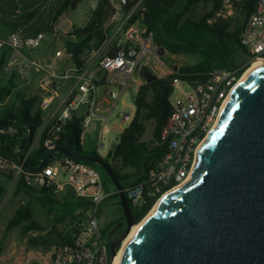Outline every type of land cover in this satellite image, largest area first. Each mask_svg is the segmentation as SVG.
Here are the masks:
<instances>
[{"label": "built area", "instance_id": "built-area-1", "mask_svg": "<svg viewBox=\"0 0 264 264\" xmlns=\"http://www.w3.org/2000/svg\"><path fill=\"white\" fill-rule=\"evenodd\" d=\"M241 1L220 0L210 21L234 18ZM125 2L112 0V15L104 23V28L109 30L108 38L100 49L90 51L82 68L76 67L69 53L72 66L61 67L53 60H38L35 55L42 46L44 31L25 34L19 28L0 36V53L6 52L2 72L28 83L37 76L35 89L40 94L37 106L42 110L43 122L30 149L43 136L45 147L54 156L51 163L33 169L24 168L26 153L20 164H14L16 171L24 173L29 185L46 186L55 193L70 189L75 196L91 201L90 214L76 224L72 241L54 245L51 264H113L107 245L109 241L101 232L99 214L103 202L117 190H111L102 181L94 164L97 162L76 159L73 155L58 156L56 142L64 126L74 117L82 118V141L86 138V127L96 119L99 125L103 123L96 126L99 131L96 146L105 148L106 134L110 131L108 121L125 88L131 85L139 88L145 80V68L160 75L157 56L163 48L155 45L152 32L140 19L131 21L140 1L130 9L126 8ZM50 18L53 21L54 14ZM240 40L250 57V65L255 59L264 58V0H256ZM62 55L63 51L57 49L56 58ZM246 70L238 74L237 69L218 68L210 71L203 81H190L180 75L172 79L173 88H180L181 96L171 102L170 116L160 132L158 141L165 146V152L143 178L124 188L132 206L140 209L153 198H157L156 203L167 190L190 179L201 146L218 127L222 111ZM182 83L187 87H182ZM99 88L102 89L99 91ZM133 116L134 113L124 112L121 119L130 122ZM1 131L14 133L16 130L9 125ZM0 165L3 166L1 159Z\"/></svg>", "mask_w": 264, "mask_h": 264}, {"label": "trees", "instance_id": "trees-1", "mask_svg": "<svg viewBox=\"0 0 264 264\" xmlns=\"http://www.w3.org/2000/svg\"><path fill=\"white\" fill-rule=\"evenodd\" d=\"M42 1L33 0L27 5L24 4L22 8L15 7L11 11L5 10L0 0V26L6 25L9 32L21 28L25 34L52 31L55 21L61 14L69 8L75 9L82 0H60L48 9L49 11L40 9ZM139 1L140 6L131 21L140 19L142 25L152 32L154 43L167 52L193 54L197 55L198 59L194 63L179 65L166 77H158L150 82L144 80L134 99L133 119L121 132L110 158L107 155L102 156L97 151L91 153L85 148L81 139L82 118L79 117H74L64 126L56 142L58 156L70 153L94 154L104 159L117 174L124 188L131 182L143 178L165 152V146L158 139L172 110L170 96L174 89L172 86L174 77L180 75L190 81H203L208 78L210 71L218 68L237 69L238 74H242L250 66V57L241 44L240 36L244 23L256 3V0H242L234 18L216 19L211 22L210 19L220 5V0H126L124 4L130 9ZM200 4L203 8L201 11L198 10ZM113 9L112 0H98L87 22L80 26L73 25L67 32V35L72 37L66 39L65 50L71 54L77 68H82L90 51L100 49L108 38L109 30L104 28V23L110 19ZM52 14L54 20L51 22ZM5 60L6 52L0 53V72ZM13 78L14 75H11L8 82L14 84ZM10 92L9 84L0 88L2 96ZM39 99L40 94L36 89L32 93L20 90L14 101L0 108V159L3 165H0V175L7 181L14 178L16 173L14 164H20L26 153L28 154L24 168H41L54 159L51 151L44 145L43 136L30 149L34 136L43 122L42 110L37 106ZM150 119L155 121L153 137L146 140L143 138L146 121ZM9 125L16 130L14 133L1 131ZM73 158L78 159L76 156ZM112 161L118 164L114 165ZM24 177L23 172L19 173L14 184L13 194L20 198L18 206L7 220L6 230L10 231L20 226L23 234L38 231L37 236L28 237L31 246L71 242L77 230L76 224L90 214L91 201L75 196L70 189L55 193L46 186L29 185ZM106 186L109 187L108 184ZM7 189V183L0 180V204ZM110 197L119 201L118 192H114L108 198ZM108 198L102 205L108 202ZM156 199L153 198L140 209L133 206V216L137 223L150 211ZM35 204L43 208L50 219V224H43L35 218ZM67 220L73 224L66 232L59 231L57 226ZM100 226L106 239L107 227L101 224ZM107 245L109 246V242Z\"/></svg>", "mask_w": 264, "mask_h": 264}, {"label": "water", "instance_id": "water-1", "mask_svg": "<svg viewBox=\"0 0 264 264\" xmlns=\"http://www.w3.org/2000/svg\"><path fill=\"white\" fill-rule=\"evenodd\" d=\"M143 76L148 82L158 78L151 69ZM70 155L102 165L119 194L128 225L109 242L114 263L137 223L131 204L104 159ZM120 264H264V67L239 83L201 146L190 180L149 217Z\"/></svg>", "mask_w": 264, "mask_h": 264}, {"label": "rangeland", "instance_id": "rangeland-1", "mask_svg": "<svg viewBox=\"0 0 264 264\" xmlns=\"http://www.w3.org/2000/svg\"><path fill=\"white\" fill-rule=\"evenodd\" d=\"M97 2L98 0H82L75 9L69 8L65 10L64 17L62 19L59 17L55 21L54 27L55 29L59 30L58 36L54 37L51 32H47L45 34V38L42 41L41 47H43L44 49V57L47 60H53L55 62L59 61L60 58H56L55 56V52L57 49H61L63 51L62 56L68 57V53L65 50V31L71 24L78 26L84 25L89 19L93 8L96 7ZM2 4L5 10L11 11L15 7L20 6L18 0H2ZM46 4H48V2H42L40 9H44L46 7ZM202 9V5L200 4L198 6V10L201 11ZM0 36L4 35L0 34ZM155 45L159 46L157 44ZM197 59V55L186 53L171 54L165 49H161L157 56V61L160 63L158 73L161 76L166 77L171 74L174 70H176L179 65H183L186 63H194ZM9 77V75L3 73L2 71L0 72V88L5 87L7 84H9L11 88V92L9 94L3 95L2 100L0 102V108H3L6 104H10L12 101H14L18 91L25 90L27 93H32L37 85V81L28 83L20 79L18 76H14V84H12L8 82ZM181 86L185 88L187 87L186 83H182ZM101 89L99 88V91ZM136 95V87L128 86L125 88L120 98L117 100V106L114 111V114H112L108 121L110 131L106 134L105 148L98 149L96 146L99 137V131L98 129H96V126H101L103 123L99 125V121L95 119L91 121L90 124H88L85 130L86 138L83 140L85 148L88 151H90L91 153L97 151L102 156H106L110 149L115 148L117 137L120 136L123 129L129 123L127 121H122V115L124 112H131V114L134 113V99ZM180 96V88L176 87L170 96V101L175 102ZM154 122V119L146 121V131L143 137L144 139H152ZM94 164L101 175L102 181L108 184L109 188L114 191L116 187L105 168L98 163ZM112 164L115 165L118 164V162L112 161ZM17 176L18 172L16 171L14 178L10 181H7L4 176L0 175V180L5 181L8 186L7 192L4 194L0 204V264H51L52 255L54 251L53 243H50L47 246H31L28 242V237L30 235L37 236L39 234L38 231H30L28 234H23L22 228L20 226L10 231L6 230L7 220L13 214L14 210L16 209L19 203L20 196H15L13 194V188ZM120 207L122 208V206L117 200H115L113 197L108 198V202L104 205H101V211L99 214L100 224L102 225L105 222L107 212L113 211L114 213L119 214L118 212H121ZM34 216L43 224L51 223L50 219L39 204L34 205ZM72 224L73 223L70 222V220H67L63 223H60L57 226V229L59 231L66 232ZM121 246L122 243L120 245V248Z\"/></svg>", "mask_w": 264, "mask_h": 264}, {"label": "bare ground", "instance_id": "bare-ground-1", "mask_svg": "<svg viewBox=\"0 0 264 264\" xmlns=\"http://www.w3.org/2000/svg\"><path fill=\"white\" fill-rule=\"evenodd\" d=\"M260 67H264V58H257L255 59L251 65L248 67V69L246 70L244 76L242 77V79L239 81V83L246 77L248 76L253 70L260 68ZM239 83L237 84V86L239 85ZM237 86L233 89L232 94L235 92ZM191 178V177H190ZM190 179H188L186 182H188ZM184 184V183H183ZM182 186L181 185H177L169 190H167L155 203V205L151 208V210L148 212V214L138 223L134 224L131 231L129 232V234L127 235V237L123 240L122 242V246L119 249V251L117 252L115 258H114V263L113 264H120L122 256L124 255L127 247L130 245L131 241L133 240V238L135 237V235L137 234V232L143 227V225L145 224V222L149 219L150 216H152L157 210L158 208L162 205V203L166 200V198L178 187Z\"/></svg>", "mask_w": 264, "mask_h": 264}, {"label": "crops", "instance_id": "crops-1", "mask_svg": "<svg viewBox=\"0 0 264 264\" xmlns=\"http://www.w3.org/2000/svg\"><path fill=\"white\" fill-rule=\"evenodd\" d=\"M19 2H21L19 5L20 6H18L19 8H22V6H24V4L25 5H27V3L29 4L30 2H32L33 0H18ZM58 1H60V0H43L42 2H48V4H46V7L44 8V9H47V11H49L48 9H51L53 6H55L56 4H57V2ZM41 2V3H42ZM94 9V8H93ZM64 17V12L61 14V16H60V18L62 19ZM73 25L74 24H71V25H69V27L67 28V30L65 31L66 33V39L67 38H71L72 36H68L67 35V32L73 27ZM9 32V29H8V27L6 26V25H4L3 27L1 26V28H0V34H6V33H8ZM47 32H51L53 35H54V37H57L58 36V34H59V30L58 29H55V27H53V30L52 31H48V30H45V34L47 33ZM65 44H66V40H65ZM50 56V55H49ZM35 57L38 59V60H40V61H42V62H46V58L44 57V49H43V47H40L38 50H37V52H36V55H35ZM47 57V56H46ZM58 63H59V65L61 66V67H66V66H72L73 65V63L72 62H70L69 60H68V57H64V56H62V57H60V59H59V61H58ZM34 81H37V76L36 75H34L33 77H32V79H31V82H34ZM130 87H136V90L138 91V86H136V85H131ZM83 143H84V141H83Z\"/></svg>", "mask_w": 264, "mask_h": 264}, {"label": "flooded vegetation", "instance_id": "flooded-vegetation-1", "mask_svg": "<svg viewBox=\"0 0 264 264\" xmlns=\"http://www.w3.org/2000/svg\"><path fill=\"white\" fill-rule=\"evenodd\" d=\"M131 207L133 211V206L131 205ZM118 213L119 214L114 213L113 211L107 212L105 222L102 224V226L107 227L106 239L109 242L118 238L125 231L128 225L127 218L125 217L122 208L121 212Z\"/></svg>", "mask_w": 264, "mask_h": 264}]
</instances>
